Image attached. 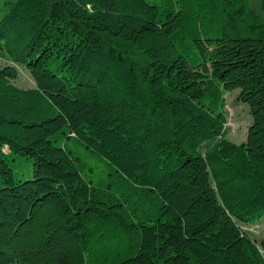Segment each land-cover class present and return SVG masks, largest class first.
Masks as SVG:
<instances>
[{
  "label": "trees",
  "instance_id": "obj_1",
  "mask_svg": "<svg viewBox=\"0 0 264 264\" xmlns=\"http://www.w3.org/2000/svg\"><path fill=\"white\" fill-rule=\"evenodd\" d=\"M1 1L0 264H264L241 226L264 217L251 0Z\"/></svg>",
  "mask_w": 264,
  "mask_h": 264
},
{
  "label": "rangeland",
  "instance_id": "obj_2",
  "mask_svg": "<svg viewBox=\"0 0 264 264\" xmlns=\"http://www.w3.org/2000/svg\"><path fill=\"white\" fill-rule=\"evenodd\" d=\"M252 7L264 19V12L261 8V0H251ZM2 1L0 0V8ZM4 9H0V17ZM13 65L6 55L0 57V66ZM18 70V77L14 83L21 88H34L36 82L30 71L23 65H15ZM238 90L227 91L226 100V124L224 136L230 141L240 144L247 138L248 128L252 122V116L248 104L240 102L238 99ZM25 157L22 159L24 160ZM26 164V163H25ZM25 168V167H23ZM242 228L257 241L258 244L264 238V217L252 223H241ZM264 254V252H263Z\"/></svg>",
  "mask_w": 264,
  "mask_h": 264
}]
</instances>
